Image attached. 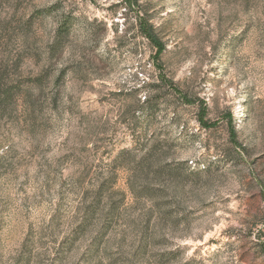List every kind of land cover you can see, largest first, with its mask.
<instances>
[{"label": "rangeland", "instance_id": "rangeland-1", "mask_svg": "<svg viewBox=\"0 0 264 264\" xmlns=\"http://www.w3.org/2000/svg\"><path fill=\"white\" fill-rule=\"evenodd\" d=\"M0 264H264V0H0Z\"/></svg>", "mask_w": 264, "mask_h": 264}, {"label": "trees", "instance_id": "trees-1", "mask_svg": "<svg viewBox=\"0 0 264 264\" xmlns=\"http://www.w3.org/2000/svg\"><path fill=\"white\" fill-rule=\"evenodd\" d=\"M69 19L68 17H63L61 21L58 23L55 35L53 37V40L51 44L48 47V54H52L55 51H62L65 48V37L69 34L68 29ZM140 31L144 33L150 40V42L154 45V47L158 50V53H160L164 48V43L162 40L158 37V35L155 33L153 25L150 23L143 24V22L140 21L139 25ZM161 80L164 82V80L161 78ZM145 102L150 103L151 98L145 97ZM153 150H150L146 157H144L143 160H146L148 157L153 156Z\"/></svg>", "mask_w": 264, "mask_h": 264}]
</instances>
